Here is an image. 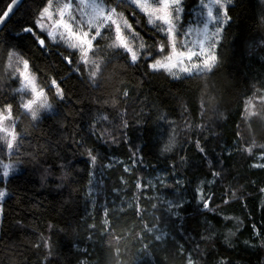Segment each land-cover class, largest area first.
Here are the masks:
<instances>
[{"label":"trees","instance_id":"obj_1","mask_svg":"<svg viewBox=\"0 0 264 264\" xmlns=\"http://www.w3.org/2000/svg\"><path fill=\"white\" fill-rule=\"evenodd\" d=\"M198 2L184 0L185 13ZM8 3L0 0V9ZM38 4L24 0L0 31V101L18 105L23 99L19 80L4 72L7 41L30 59L37 84L55 109L42 113L39 121L15 111L18 152L0 151V162L13 168L8 177L0 175L5 192L0 264H187L189 257L198 264H264V193L259 191L264 168L253 167L264 164V95L252 88L264 83V47L259 46L264 0H233L228 6L231 19L218 48L221 62L210 76L178 80L153 72L143 59L132 63L114 54L105 39L99 46L101 69L91 82L86 72L76 70L78 55L70 57L72 63L62 58L72 49L51 41L41 49L32 36L20 34ZM117 11L148 45L159 39L134 7ZM51 78L63 89L64 101L53 99ZM251 95V104L245 105ZM173 129L175 142L164 152ZM246 146L253 154L241 150ZM88 149L97 156L95 165ZM217 170L223 179L209 183ZM158 174L164 175V184L135 188L137 179L143 185ZM93 181L95 194L88 197ZM198 187L213 196L212 211L198 203ZM175 192L183 207L172 215L163 194L174 198ZM224 215L233 219L224 222ZM227 229L236 236L227 237ZM157 235L162 239L157 241Z\"/></svg>","mask_w":264,"mask_h":264},{"label":"snow or ice","instance_id":"obj_2","mask_svg":"<svg viewBox=\"0 0 264 264\" xmlns=\"http://www.w3.org/2000/svg\"><path fill=\"white\" fill-rule=\"evenodd\" d=\"M20 2L21 0H10V3L6 5V9H0V24L6 22V19ZM232 2L233 0H207V2L199 0L201 8L206 10V18L199 21L200 27L189 26L185 30L184 25L180 23L186 7L184 0H118L114 6L113 0H87V2L86 0H39L30 23L20 26V34L32 36L34 43L41 49L48 47V41L57 46L63 43L67 48L72 49L73 51L69 55L61 53L62 58L68 63H72L70 57L78 55L79 62L76 70L86 72L90 82L96 80L98 70L101 69L99 46L101 45V40L105 39L110 41L108 47L113 50L114 54L120 58L123 55V57L130 59L132 63H138L143 59L146 68L153 72H166L169 76L178 80L203 78L210 76L214 69L220 65L221 60L218 48L221 46L223 38V26L231 19L228 15V5ZM121 6L134 7V9L142 13L146 18L147 24L152 26L154 34L159 39L148 45L140 34L135 31L128 19L125 18L123 12L117 11ZM214 8L216 9L215 13ZM260 24L264 27V13L261 14ZM35 29H38L44 35H38ZM192 32H196L198 37L194 43L186 39ZM105 33H109V35L105 37ZM182 36L185 37L184 42L181 41ZM137 40L140 41L138 44L139 50L133 46V42ZM259 46L264 47V38L259 41ZM2 50L5 53L3 57L5 75L11 79L19 80L25 96L30 93V98L21 99L18 105H14L8 100L0 101V142H3L4 146L0 151L6 150L9 154H12L13 152H18L19 149L14 112L23 110V114L29 116L32 121H39L43 112H55V109L48 98L45 88L37 84L31 61L26 57L23 50L17 44L7 41L4 42ZM48 83L55 88L53 99L64 101L65 94L57 80L51 78ZM252 88L253 92H259L264 95V83H261L259 87L254 84ZM127 95L128 93L125 91L124 96ZM251 102L252 95L247 98L245 105L251 104ZM116 103L117 101L113 100V104L116 105ZM123 126L127 127L126 121H124ZM175 138L176 134L173 129L167 143L164 144V152L171 150ZM197 147L201 152L205 151L203 147H200L199 141H197ZM241 150L249 155L253 154L251 147L246 146ZM261 150V158H264V148ZM87 155L91 164L95 165L97 156L93 154V150L88 149ZM33 158L35 159V157ZM253 167L264 168V164H254ZM11 168V164L3 166L4 177L9 176ZM124 171L128 172L129 169L125 168ZM212 176L214 180L209 181V183H214L216 178L223 179V172L220 170L213 171ZM180 183V181H177V185ZM151 184L152 181L149 180L142 185L140 180L137 179L135 188L137 190L142 187L148 188ZM259 191L264 193V188H260ZM196 192L197 201L202 205L203 209L212 211L210 201L213 200V196L208 195L203 188L199 187ZM4 195V190L0 189V198ZM231 195L233 199L236 198L234 190ZM165 202L168 206V211L172 215H176L172 211L174 208L183 207L182 202L174 204L170 199ZM223 203L227 204L229 201L225 199ZM152 207L156 209L157 205L153 204ZM139 212L140 209L137 206V213L139 214ZM232 219V217L227 215L221 217L224 222ZM236 219L238 220L239 218ZM107 223L108 221L106 220L105 224ZM224 227L227 228L226 223ZM153 228H155V225H153ZM153 228H148L147 231L152 232ZM253 231L259 235L255 225H253ZM212 235H215V232ZM234 236H236V231L227 229V237ZM211 238V236L202 237V239ZM40 239L43 241L44 248H51L47 239L44 237ZM155 239L157 241L161 240L162 235H157ZM36 246L38 247L39 245ZM260 246L264 247V240H262ZM51 255L52 252L49 251L45 260ZM187 264H198V262L189 257ZM219 264H228V261L221 260Z\"/></svg>","mask_w":264,"mask_h":264},{"label":"rangeland","instance_id":"obj_3","mask_svg":"<svg viewBox=\"0 0 264 264\" xmlns=\"http://www.w3.org/2000/svg\"><path fill=\"white\" fill-rule=\"evenodd\" d=\"M86 2H87V0H86ZM205 2H207V0H205ZM230 5V4H229ZM228 5V6H229ZM86 11H87V9H86ZM119 12V11H118ZM216 12V9L214 8V13ZM206 18V10H203L202 8H201V6H200V4H199V2H198V4L196 5V7L195 8H193L190 12H188V13H185V11H184V13H183V18H182V20L180 21V23L181 24H183L184 25V28H185V30L189 27V26H192V27H194V28H196V27H200L201 25L199 24V21H202L203 19H205ZM146 19V18H145ZM130 23V22H129ZM146 24H147V22H146ZM148 25V24H147ZM226 25V24H225ZM224 25V26H225ZM149 27H151L152 28V26L151 25H148ZM223 26V27H224ZM188 41H192L193 43L194 42H196L197 41V39H198V37H197V34H196V32H192L189 36H187V38H186ZM181 41L182 42H184L185 41V37H181ZM140 43V41L139 40H137V41H134L133 42V46H134V48H136L137 50H139L138 49V44ZM61 44H63V43H61ZM64 45V44H63ZM66 46V45H65ZM67 47V46H66ZM140 51H142V50H140ZM159 58V57H158ZM166 73V72H165ZM167 74V73H166ZM168 75V74H167ZM169 76V75H168ZM171 77V76H170ZM171 78H173V77H171ZM20 92L22 93V97H23V99H28V98H30V93H29V95L28 96H25L24 95V92H23V90L21 89V85H20ZM50 112V111H49ZM49 112H43V113H49ZM6 123H10V122H6ZM0 144H2L3 145V142H0ZM5 164H8L7 162L6 163H4V162H0V175H2L3 174V166L5 165ZM11 169H13V168H11ZM152 187L153 188H155L156 186H157V183H160V184H164L166 181H165V179H164V175L163 174H158L155 178H153L152 180ZM95 194V184H94V181L89 185V187H88V189H87V196L89 197V196H92V195H94ZM179 193L178 192H175L174 194H173V196H174V198H172V196H170L169 194H163V197L164 198H167L166 200H172L173 201V203L175 204V203H179V199H180V197H178L179 195H178ZM124 203H125V206H128V205H131L132 204V202L131 201H124ZM93 205H94V200H90V202H89V207L91 208V207H93ZM118 206H121V204H119Z\"/></svg>","mask_w":264,"mask_h":264},{"label":"water","instance_id":"obj_4","mask_svg":"<svg viewBox=\"0 0 264 264\" xmlns=\"http://www.w3.org/2000/svg\"><path fill=\"white\" fill-rule=\"evenodd\" d=\"M24 0H21V2L18 4V6L15 7L14 11L10 14V16L6 19V22L3 24H0V31L2 28L8 23V21L11 19V17L14 15V13L18 10V8L21 6ZM6 9V8H5Z\"/></svg>","mask_w":264,"mask_h":264}]
</instances>
